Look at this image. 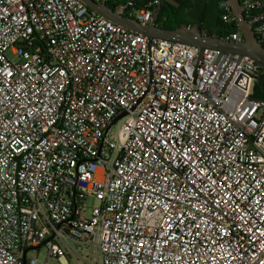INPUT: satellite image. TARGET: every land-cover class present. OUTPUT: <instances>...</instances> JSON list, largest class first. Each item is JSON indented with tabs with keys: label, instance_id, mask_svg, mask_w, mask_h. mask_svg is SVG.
<instances>
[{
	"label": "built area",
	"instance_id": "obj_1",
	"mask_svg": "<svg viewBox=\"0 0 264 264\" xmlns=\"http://www.w3.org/2000/svg\"><path fill=\"white\" fill-rule=\"evenodd\" d=\"M93 1L144 25L163 2ZM199 54L82 0H0V264H67V239L97 264H264V72Z\"/></svg>",
	"mask_w": 264,
	"mask_h": 264
},
{
	"label": "water",
	"instance_id": "obj_2",
	"mask_svg": "<svg viewBox=\"0 0 264 264\" xmlns=\"http://www.w3.org/2000/svg\"><path fill=\"white\" fill-rule=\"evenodd\" d=\"M82 1L97 15L105 17L106 19L139 34H143L150 41L153 39H163L200 49L198 62L202 60L205 50H217L221 54H228L231 58H234L235 56H238L239 59L248 57L258 64L264 72V44L259 41L254 26L245 17L243 12L244 5L241 0H227V5L231 9V15L236 19L238 28L243 36V41L240 43L225 41L221 37H215L204 33L200 25L189 26L184 24L176 29L162 28L157 24L161 14L162 4L158 7L154 15L153 23L150 25H144L135 19L117 14L113 8L107 5L98 4L93 0ZM162 1L178 6L173 0ZM253 99L264 102L257 97H253ZM122 116L115 119L113 124H116Z\"/></svg>",
	"mask_w": 264,
	"mask_h": 264
},
{
	"label": "trees",
	"instance_id": "obj_3",
	"mask_svg": "<svg viewBox=\"0 0 264 264\" xmlns=\"http://www.w3.org/2000/svg\"><path fill=\"white\" fill-rule=\"evenodd\" d=\"M112 1L113 3L111 6L115 7V3H119L126 0H112ZM254 1L260 3V8L255 13V16L257 17L261 16L262 14H264V0H254ZM218 4H219V9H218V13L215 16L214 15L211 16L204 7L200 6L199 7L200 11L197 14L196 23L190 24L185 20H181L180 22L174 23L166 27L163 26L162 28L176 29L184 24H187L189 26L200 25L201 27L208 29L207 34L215 37L225 38L226 35L237 30V23L233 22L232 24H225L222 21L223 11L220 7L221 0H218ZM261 23L264 24V20H262ZM254 96L264 101V73L255 83Z\"/></svg>",
	"mask_w": 264,
	"mask_h": 264
},
{
	"label": "rangeland",
	"instance_id": "obj_4",
	"mask_svg": "<svg viewBox=\"0 0 264 264\" xmlns=\"http://www.w3.org/2000/svg\"><path fill=\"white\" fill-rule=\"evenodd\" d=\"M202 7L206 9V11L212 16L218 13L219 4L218 0H201ZM116 127H114L112 135L115 134ZM70 249L75 251L80 257H70L68 254L64 256L66 259L67 264H89L90 259H92L93 264H97L98 257L97 253L94 252L92 257L90 258L91 254L87 247L84 245L79 244L78 242L67 239L66 240ZM27 260H35L36 264H64L62 260L56 257H48V250L46 247H41L40 249H32L27 254Z\"/></svg>",
	"mask_w": 264,
	"mask_h": 264
},
{
	"label": "flooded vegetation",
	"instance_id": "obj_5",
	"mask_svg": "<svg viewBox=\"0 0 264 264\" xmlns=\"http://www.w3.org/2000/svg\"><path fill=\"white\" fill-rule=\"evenodd\" d=\"M178 6H175L170 3L163 2L160 18L158 20V24L160 27L170 26L174 23L180 22L181 20H185V16L190 13H194V10H197L200 6H202L201 0H173ZM198 7V8H197ZM165 17V20H161V18ZM204 33L208 32V29L203 28Z\"/></svg>",
	"mask_w": 264,
	"mask_h": 264
},
{
	"label": "crops",
	"instance_id": "obj_6",
	"mask_svg": "<svg viewBox=\"0 0 264 264\" xmlns=\"http://www.w3.org/2000/svg\"><path fill=\"white\" fill-rule=\"evenodd\" d=\"M195 7V6H194ZM194 7H193V11L194 13H190L189 15H186L185 16V21L190 23V24H194L197 22V14L199 13L200 9L198 8L197 10H194Z\"/></svg>",
	"mask_w": 264,
	"mask_h": 264
}]
</instances>
